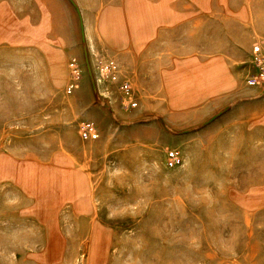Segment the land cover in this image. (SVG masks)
Wrapping results in <instances>:
<instances>
[{"label":"rangeland","instance_id":"374dc122","mask_svg":"<svg viewBox=\"0 0 264 264\" xmlns=\"http://www.w3.org/2000/svg\"><path fill=\"white\" fill-rule=\"evenodd\" d=\"M83 43L71 73L39 64L0 112V264H264V206L210 136L105 96Z\"/></svg>","mask_w":264,"mask_h":264},{"label":"crops","instance_id":"0c3cea01","mask_svg":"<svg viewBox=\"0 0 264 264\" xmlns=\"http://www.w3.org/2000/svg\"><path fill=\"white\" fill-rule=\"evenodd\" d=\"M84 40L105 96L197 126L244 199L264 206V79L251 82L264 73V0H0V112L28 78L42 82L39 64L71 73Z\"/></svg>","mask_w":264,"mask_h":264},{"label":"built area","instance_id":"2783aa9c","mask_svg":"<svg viewBox=\"0 0 264 264\" xmlns=\"http://www.w3.org/2000/svg\"><path fill=\"white\" fill-rule=\"evenodd\" d=\"M262 79H264V73L263 72H259L258 73V80H262ZM85 130L89 134V136H91L93 138L98 136L96 126L94 124H92V123L86 125L85 126Z\"/></svg>","mask_w":264,"mask_h":264},{"label":"water","instance_id":"95a60500","mask_svg":"<svg viewBox=\"0 0 264 264\" xmlns=\"http://www.w3.org/2000/svg\"><path fill=\"white\" fill-rule=\"evenodd\" d=\"M86 59H87V58H86ZM87 64H88V66H89L88 59H87ZM89 70H90V67H89Z\"/></svg>","mask_w":264,"mask_h":264}]
</instances>
